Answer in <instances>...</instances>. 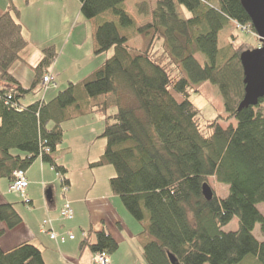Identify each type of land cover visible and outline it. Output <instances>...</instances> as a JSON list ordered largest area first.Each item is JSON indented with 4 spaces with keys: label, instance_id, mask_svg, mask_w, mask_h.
<instances>
[{
    "label": "trees",
    "instance_id": "obj_1",
    "mask_svg": "<svg viewBox=\"0 0 264 264\" xmlns=\"http://www.w3.org/2000/svg\"><path fill=\"white\" fill-rule=\"evenodd\" d=\"M79 1L83 18L96 21V54L112 55L49 102L23 100L43 87L47 75L54 85L57 50L42 49L32 67L34 81L24 87L11 72L29 45L19 7L11 3L0 15V82L8 84L0 86V180L11 185L16 172H27L41 159L68 183V170L56 161L63 125L106 113L111 106L104 99L112 96L118 111L105 116L106 145L91 167H114L110 188L141 226L135 240L145 262L172 264L173 256L176 264H264V242L253 234L260 224L264 235L258 210L264 204V99L237 111L245 94L243 47L219 48L230 21L255 33L241 0H158L145 26L128 13L130 0ZM178 7L188 15L181 17ZM144 12L150 13L147 7ZM205 81L221 88L236 127L203 123L191 102V83ZM99 99L104 103L94 105ZM209 178L228 186L225 199L215 193L212 201L203 197ZM16 205L0 204V240L23 222ZM235 217L239 230L224 232ZM95 235V243L86 238L80 248L93 255L118 251L108 231ZM0 264L46 263L40 248L23 243L10 251L0 245Z\"/></svg>",
    "mask_w": 264,
    "mask_h": 264
},
{
    "label": "crops",
    "instance_id": "obj_2",
    "mask_svg": "<svg viewBox=\"0 0 264 264\" xmlns=\"http://www.w3.org/2000/svg\"><path fill=\"white\" fill-rule=\"evenodd\" d=\"M23 1L24 0H0V15L8 10L11 3L19 7V21L24 28V38L28 41L29 45L22 52V59L14 64L11 72L24 87H30L34 81L33 65L31 64L32 56L30 55L32 49L29 48L36 40L35 33L37 31H41L43 35L50 32L60 33L65 43L64 48H62V55L70 46V42H72V48L74 50L82 51L86 49L87 54L91 58H95L92 59L93 61L91 60V64L88 65L87 68H84V74H80V78L68 76V82H66V78L61 80L55 79V76H59L61 73L57 68L59 66L58 61L51 70V74L54 77V87H49L45 92L46 95L44 94L45 96L40 100L47 101L56 95V89L66 86L69 82H77L80 79H84L95 71L97 67L99 68L100 65H102L103 59H98L97 56L99 55L96 54V21H87L83 18L81 14V4L79 2L77 3L76 0H68L66 2L55 0H29L28 5L22 6ZM52 9L55 10V15H52ZM46 10H48L49 13L42 14V12ZM36 16L37 18L35 19ZM143 17L148 18L149 16L147 17L146 15ZM53 18L55 22L51 24L50 19ZM146 22V24H150L152 22L151 17ZM53 28H55V30H52ZM73 37H75L74 42L72 41ZM52 44L55 46L56 50L60 49L52 42V39H49L45 44L37 46V49L42 51V49ZM38 57L41 59V52ZM37 62H39V60H37ZM60 62L62 63V56ZM82 63L83 60H77L73 64H69L63 71L81 65L77 68H81L82 73ZM28 69L31 71V73H29L30 75L26 73ZM4 85L8 87V84L0 82V86ZM102 103H104V101L94 103V105ZM64 150L65 149L57 151L56 157H63L64 155L62 152H65ZM71 151V148L66 149L67 154ZM63 166L68 170V173L70 172V174H66L65 178L70 187L67 199L71 203L73 209V219L71 221L61 220L60 210L63 201H61L60 198L61 182L59 175L54 172L55 170L51 166L43 163L41 159H39L26 172L29 181V187L25 196L26 200L22 198L24 200V206L21 210H18L17 207V211L22 216L23 222L15 229L6 231L0 240L2 249L4 251H10L23 243H32L40 248L46 264H94V255L91 253L90 249L88 247L81 249L80 245L86 238L89 239L88 242L90 244L95 243V234L106 230L119 244L118 251L110 256L112 264H124L128 254L134 258V261L130 264H147L140 251L136 250L138 256H135L133 251H129L130 253L127 254L123 253L124 255H120L121 253H119L121 246L125 243H132L140 230L129 217L127 211L118 199V196L112 192L109 186L99 183L98 174H109V172L96 173L98 171H93V173H86L84 169L81 168L79 176L76 177L73 168L70 166H67L68 168L65 165ZM82 171L85 173H82ZM113 177L110 174L106 182L108 183L109 179ZM9 187V183L8 186L3 185V183L0 184V204L12 203L18 205V202L9 198L7 192L10 189ZM49 191L52 196L51 199H48ZM47 219L52 221V227L55 233L58 235L72 233L75 239L73 241H67L65 244H59L51 240L48 234L41 232V226ZM78 234H80V238H78Z\"/></svg>",
    "mask_w": 264,
    "mask_h": 264
},
{
    "label": "rangeland",
    "instance_id": "obj_3",
    "mask_svg": "<svg viewBox=\"0 0 264 264\" xmlns=\"http://www.w3.org/2000/svg\"><path fill=\"white\" fill-rule=\"evenodd\" d=\"M55 1L66 2L68 0H55ZM71 1H75V0H71ZM76 2L80 3L79 0H76ZM157 2L158 0H131L127 3V9L129 11L128 13L136 19V22L139 24V26H145V24L147 23L146 21L151 17V11L156 7ZM23 5L24 4L22 2V6ZM145 7H147V9L149 10L150 12L149 14H145L146 13L144 12ZM178 9L181 17H183V14L184 16L188 15L185 9L181 7H178ZM43 13H49V11L46 10L45 12L43 11L42 14ZM52 15H55L54 9H52ZM146 15L147 17L148 16L149 17L144 18L143 16ZM36 18L37 16L35 17V19ZM50 20H51V24L55 22L54 18ZM52 30H55V28H53ZM35 36H36V40L34 41V43L31 44L29 48L32 49L30 55L32 56L31 64L33 66H36V64L38 63L37 60H40L38 55H40L41 51L37 49V46L41 44H45L46 42H48L49 39H52V42L55 43L60 48L59 50H57L59 54V58L56 61V63H58L59 61V66L57 68L59 71H61V73L59 76H55L56 80H61L66 78V82H68L67 79L68 76H74L75 78H80L81 76L80 74H84V68H87L88 65L91 64V60L95 59V58H91L87 54L86 49H83L82 51L74 50L72 48L73 46L72 42H70V46L68 47L66 52L62 55V48H64L65 43L62 40L63 37L62 35H60V33L50 32L46 35H43L41 31H37L35 33ZM233 37H235V39H233ZM74 38L75 37L72 38L73 42H74ZM231 45L234 47V50H237L242 45L243 52L254 50L260 47L259 39L255 33L251 32L250 30L242 31L238 29L237 24L233 21H230L219 35L220 49L223 50L225 48L230 47ZM49 46H53V44ZM111 55L112 52H109L108 54H102L97 57L98 59H103L102 64H104L107 57H110ZM61 56H62V63L60 62ZM198 59L200 60L201 63L205 62V58L202 55H200ZM77 60H83L82 73H81V68H77L78 66L81 65L74 66L71 69H68L67 71H63L68 67L69 64H73ZM26 71H28L26 72L27 74L31 73L30 69ZM191 84H192L191 102L194 104L195 107L201 110V116L204 124L208 122L218 121L223 128H228L230 126H234V127L237 126L238 123L237 119L235 116H233L232 112L229 110L227 105L228 102L226 101L221 91V88L218 85H215L210 81H205L197 84L191 83ZM67 85L68 84H66V86L64 87H60V89H56V95L51 99H48L47 102L54 99L57 96L58 92L65 90L67 88ZM53 87L54 85L51 84L50 88ZM48 89L49 88H47L46 90ZM45 92H46L45 88L38 87L30 95H28L25 98V100H23L24 104L28 105L38 100H41L46 95ZM126 99L128 103L134 104V101L130 95H127ZM104 100L109 106H111L107 108L106 113L100 112V113L85 115L76 118L72 121H68L63 125L64 141L58 147V151H62V149H65L64 150L65 152H62V154L64 155L63 157L61 158L56 157V161L60 165L62 164L65 165L66 167L70 166L71 168H73L74 175L76 177L79 176V173L81 172L80 171L81 168H83L86 173H93V171H98L96 173L109 172V174H102V175L98 174V180L100 184L103 183L105 186L107 185L110 187V179L108 183L106 182V180L108 176H110V174L112 177L115 176L116 172L114 167L109 165L103 167H96V168L91 167V163H94L100 159L106 145V139L102 137V134L105 129V116L113 115L118 111V107H116V105L112 106V104H114V98L112 96ZM97 102H103V99H99ZM263 109H264V104H263ZM67 148L72 149V151L69 154L66 153ZM84 171H82V173H85ZM68 174H70V172ZM1 183H3V185L8 186V181L5 179L0 180V184ZM209 184L218 198L225 199L228 196L229 188L227 185L218 182L214 178H209ZM7 192L11 200H15L16 202H18V205L15 206L16 209L18 207V210H21V208H23L24 206V200L22 199V196L16 193H12L10 189ZM118 199L120 200L124 209L127 211L133 223H135V225H137L138 229L141 231L140 224L125 208V205L123 204L121 198L118 197ZM258 210L264 215V204L259 205ZM237 230H239L238 217H235L227 226L223 228L224 232H235ZM253 234L260 242H264V235L262 233L260 224L256 225ZM78 238H80V234H78ZM132 243L129 242L128 244L126 243L123 244L119 252L121 253L120 255H124L123 253L127 254L133 251L135 256H138L137 251L142 252L136 240H133ZM133 261L134 258H132L130 254H128L124 264H130Z\"/></svg>",
    "mask_w": 264,
    "mask_h": 264
},
{
    "label": "water",
    "instance_id": "obj_4",
    "mask_svg": "<svg viewBox=\"0 0 264 264\" xmlns=\"http://www.w3.org/2000/svg\"><path fill=\"white\" fill-rule=\"evenodd\" d=\"M241 4L250 18L251 25L257 35L260 47L245 51L240 55V61L244 71L245 94L237 111L253 108L264 99V0H241ZM203 197L212 201L214 192L208 183L202 186ZM48 192V199H51ZM172 264L176 259L170 256Z\"/></svg>",
    "mask_w": 264,
    "mask_h": 264
},
{
    "label": "built area",
    "instance_id": "obj_5",
    "mask_svg": "<svg viewBox=\"0 0 264 264\" xmlns=\"http://www.w3.org/2000/svg\"><path fill=\"white\" fill-rule=\"evenodd\" d=\"M237 28L242 31L249 30L248 27H244L240 25H237ZM52 80L53 79L50 75H47L44 77L42 81V86L43 88H45V91L52 84ZM46 152L49 153L50 150L47 149ZM59 178L61 182L60 198H61V201H63V205L60 210V218L63 221H70L73 219V216H74L71 203L67 199V195L70 192V187H69V184L65 181V179L61 175H59ZM28 187H29V181L26 176V172L24 171L16 172L15 180L10 186V191L12 193L21 195L22 198L25 199L26 190ZM41 232L48 234L51 240L59 244H65L67 241H73L75 239V236L72 233H68L66 235H58L57 233H55L52 227V221L50 219H47L43 222L41 226ZM94 263L95 264H112L110 256L105 253L94 255Z\"/></svg>",
    "mask_w": 264,
    "mask_h": 264
}]
</instances>
